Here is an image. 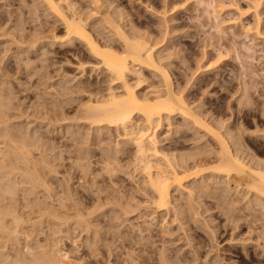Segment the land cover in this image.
Wrapping results in <instances>:
<instances>
[{"label":"bare ground","instance_id":"obj_1","mask_svg":"<svg viewBox=\"0 0 264 264\" xmlns=\"http://www.w3.org/2000/svg\"><path fill=\"white\" fill-rule=\"evenodd\" d=\"M14 1L16 3H18L17 0H14ZM18 1H20V0H18ZM32 1L36 5L35 7H38L37 6L38 4L41 5L45 11L46 10L48 11L47 15L52 14L53 17L55 18L54 21L56 23L57 22L59 23L60 27L57 26L58 27L57 28L55 26L54 28H57L59 31H61V34H57L56 32H52V37L50 35L52 40H51V38L49 40L52 41V43H56L55 45H57V44H59V46L64 45L65 46L64 50L66 52L67 51L73 52L72 54L77 56V65L78 66H76V67H79L80 71L82 73H84L86 70L88 71V69H87L88 66H89V69L92 70V67L94 69V66H96V64H97L98 67L99 66L102 67L103 73L107 77L106 80H108L110 82L109 87H108V89H106L107 91L105 93L99 94V92H96L95 95H92L89 92L88 96H87V100L85 101L83 99L84 96L86 97L85 92H87V90H93L92 86L94 84L88 79H81L83 77L82 76L83 74H81V73L80 74L82 77L80 78V80L78 79L79 80L78 83L75 81L77 90H79L80 93L85 94L82 97L84 102L79 104L77 107L75 106L74 108L73 107L70 108L71 110L74 111L73 116H75V117H73L74 120H70L71 124H68V127L67 126L66 127L72 128L71 126H73L74 124H78V125L86 124L89 126V128H92L97 135H101L103 133L109 134V133L115 132L117 134V136L120 137V140L122 141V145H120L119 147H114L111 150L104 149L107 151L102 152L103 154L99 153L100 151H102V149L100 151L98 149L99 152L98 151L97 152L99 154H102V156L99 157L98 160L96 158V160L94 161V163L96 164L94 166H96V168L91 166L92 162H91L90 158L87 157L86 155H83L84 153H81L82 155L80 154L77 157L75 164L78 167H80V171L82 173V176L78 174L79 172L77 170H75V171L78 172L77 174L81 178H83V177L86 178V181H85V179H83L85 181V183H84V181L82 183L86 184L88 182L90 184L89 188L87 187L88 191H89L87 193V195H89L88 198L90 201L88 202L86 200L87 202H85L83 205L84 209L79 210V211L76 210L77 212L75 213V215L73 214L74 216H76V218H78L79 225L81 226V224L83 225L85 221H88V220H85L84 218H89V217H93V218L97 217L98 218V216H100V215H102V216L106 215L109 218H113V219L119 218V220H121L120 218H122V219L128 218L129 219V218L134 217V216L136 218H146V219L148 217L149 221H150V218H161V220L163 221L162 223H166V224L171 225L170 229H168V228L162 229L161 233L166 235L165 234L166 232L167 233L172 232L171 234H173L172 235L173 237H172V239H170V241L175 242V244L177 246V247L175 246L176 247L175 250H177L179 252L182 251V253L178 257H175L176 255L174 252L175 256L171 257L170 255L163 253L164 251H166V250H164L166 247L165 248L163 247L164 251L162 249L160 250V253L158 255L157 264H190L189 263L190 260L187 257V255L189 256V254L191 252L190 253L188 252V254L185 255L186 251H183V250H186L187 248L188 249L190 248L191 251H195V253L197 254V255H195V253H192L194 256H192V254H190V256H192L191 259L196 256L194 259L195 261L192 264H214L215 261H213V263H212V262H210L211 260L208 262L207 259H204V261L205 260H207V261L201 263V261L198 262V259L202 258L203 254H205V257L208 256V254H210L211 255L210 258L213 255H215V258H216V256H218L217 250H219L218 249V243H219L218 241L219 240L217 241V239L222 237V234H221L222 231L223 232L227 231L226 226L228 225L227 228H229V223H230L231 224L230 228L232 230H234L233 232H240L242 227H245V229H247V232H249L251 234V236L249 234L250 238H248L249 241H251L250 243H252L254 240V242L252 243V245L255 247V248L253 247V251L243 252L241 255L238 256V259L246 261V262H251L255 258H259V259L261 258V260L264 261V221H262V227L261 228L257 229L256 228L257 226L255 227L256 220L264 219V157L261 156V151H260L261 149H259V143L264 147V103H263L262 109H261V106H260L261 110L258 109L260 112V113L258 112V114L259 115L261 114L260 116L263 119V120L262 119H259V120H262L263 123H261L259 121L258 122L260 123V125L263 124V126L259 127V128H257L258 126H255L257 129L254 127L256 130L252 131L253 129L252 130L250 129L252 131V132H250L248 130L249 129L248 125L250 123L246 119V117H247L246 115L250 116L248 113L249 112L252 113V111H249V112L247 111V113H246L245 111L249 110L248 108H246L244 113H239V109L235 106L237 111L234 113V111H232L234 109H231L233 106L228 105V107H231L229 109L230 110V113H229L230 117H231V115H233V118L231 119L230 117L227 118V116L224 117V115H226V114L222 113L223 114L222 115L220 110L215 108L216 106L219 107V103H217L218 105H216L215 107H209V104L211 102H209V103L207 102L208 106H206L207 104L205 105V100H204V98H206V97H204L205 93L207 94L208 92H210V91H208L207 88H209V87L213 88L215 86V84H212V81H211L213 78H210V80H209V77L207 76L208 74L206 75L205 72L208 73L211 70H214V68L220 69V68H222V66H224L223 64L226 63L225 61L230 57V55H229V53L231 54L230 50L235 45V44L232 45V43H234L237 40V39L234 40V37L236 35H238L239 33H242L245 36H249V37L254 38V39H259V42L264 44V24H263L262 18L260 16V14L262 12L260 10L263 7L262 5L264 3V0H246L249 3V6L246 7L244 10H241V7L237 3L236 0H227L226 1L227 3H224L225 2L224 0H178V2H176V3L174 0H172V1H174L175 4L173 3L174 5H172V7H170V9L168 8L169 16L166 15V12H168V10L165 7H163L164 9H159V10L157 9L158 10V12H156L158 14L157 17H159V22L163 23V26H162L163 28H166L164 26L166 25L167 22H171V25L172 24H178L177 21H176V23H175V21H173L175 19L174 15L176 13H178L179 11H182V10L184 12L186 10H190L191 9L190 7H193V5L191 3H195V4L197 3L198 4V2L202 3V4L205 3L207 7L213 6V7L218 8V9H213V11L215 12V15L213 16V20H214V26L219 33L224 34V32H226V30L228 28L235 26V25L239 27L238 29L234 28L231 31V33L229 34L230 36H228L227 38H224L223 37L224 35L222 36V34H220L221 36H219L218 38L223 37V40L220 39V40H222V42L220 44H216V45H213V43L211 44L216 49L217 53L214 49H213V51H215V54H211V51H209L210 53H207L208 52L207 50H202L203 53L200 52L201 55H198L199 58H200V56H203L206 59L212 58L213 60H210L208 63L206 62V64L200 63L199 61H198L199 63H197V61H196L197 59L195 57V59H196L195 61H196L197 65H196V67H194V69L191 68L193 65H195L194 62H193V65L186 62V64H187L186 66H188V64L192 65L191 67H187L186 69L181 68V66H183V65H181V66L176 65V66L180 67V70L182 69L181 71H183V72L185 70H187V69L189 70L191 68L193 71L190 70L191 71L190 74L193 76V80L196 79L197 75L200 73L201 74L204 73V75H206V77L203 76L204 78L198 79V81L195 82L196 86L192 89L191 88L189 89L186 87L188 85V83H190V85H191V82H190L188 77L187 78H188L189 82L186 84L184 83L186 86L182 85V82H179L177 79H175L178 81L177 83H176V81L173 82L174 80H172L171 79L172 77L170 76V73L173 71L169 72V69H167V68H169V67H167L168 64L166 65L167 62L164 61L168 57L161 55L166 51H164V52L159 51L161 54H159L157 52L158 48L162 47V45L165 46L164 44L170 40L169 38H171V37H169L168 38L169 40L166 38V33H167L166 30L163 29L164 32L162 31L163 33L161 35H160V33L158 34V32H157V34L160 36L154 37L153 36V30L151 31V29H150V31L152 32V36H153V37H151V32L149 31V29L143 30L144 28L141 25H140V27H142L143 29H141L139 26H136L137 24L135 25V22H134V24H130L128 29H126V30L124 29L125 30L124 31L123 29L120 28L121 26L119 27L118 25H116V23H115L116 19L115 20L113 19V17L115 18V16H113V14H112L114 12V9H113V12L111 13V15L113 17H111L109 15H102V16L98 15V13H100L101 10L103 9V4L104 3L106 4V2L108 3L109 2L108 0L104 3L102 0H31V2ZM99 1H101L103 4ZM114 1L112 0V2H113L112 3L110 0L111 3L109 2V4H114ZM218 1L223 2L224 4L219 3ZM2 2H0V3H2ZM12 2H13V0H11L10 4ZM79 2H82V3L85 2L86 4H88V5L84 4L85 8H87V10L84 7H82L83 5H81V3H79ZM29 3H27V4H29ZM177 3H178V5H177ZM5 4H6V2H5ZM8 4L9 3H7V5ZM20 4H21V2H20ZM205 4H203V5H205ZM190 5H192V6H190ZM12 6H13V3H12ZM16 6H17L16 8L18 9L19 7L17 4H16ZM33 6H34V4H33ZM89 6L90 7L92 6V7L90 8ZM111 6H113V5H111ZM4 7H5V5H4ZM21 7H23V5H21ZM104 7H107V6H104ZM113 7L114 8L116 7L115 4ZM0 8H2V6H0ZM16 8L15 9L12 8V9H14L16 11L17 10ZM108 8H111V7H108ZM195 8L197 9V7H194V9ZM7 9H9V7ZM194 9H192V10H194ZM19 10L21 12V9H19ZM19 10H18V12H19ZM44 10H42V11H44ZM110 10L112 11V9H110ZM192 10H190V11H192ZM228 10H235L238 13V14L236 13L237 16L230 15L231 17L225 18L224 16L216 14V12L219 13V11H222V15H223ZM2 11H0V13L5 12V11L4 12H2ZM36 11H37V9H36ZM36 11H34V12H36ZM194 11H192V12H194ZM8 12L6 11L5 13L8 14ZM110 12H109V14H110ZM118 12H119V10H118ZM122 13H123V11H122ZM7 14H5V15H7ZM32 14H33V12H32ZM185 14L186 13H184V16H185ZM188 14H187L189 16V17L187 16L188 19H192L195 16L191 12L190 13L188 12ZM8 15H10V14H8ZM11 15H13V18H14V13L12 14V12H11ZM242 15L245 16L244 18L248 19L249 21L244 23L243 22L244 19H241ZM4 17H6V16H2V18H4ZM31 17L33 19V16H31ZM89 17H91V19L93 17H95L96 19L97 18L99 19L98 22H96L97 20L95 21V19H94V21L97 23L96 25H98V23H100V22H102L101 25H103V23L106 24L114 32V34H115L114 36H116V39L114 41H110V40L107 41V39H110V38H107V35H105L107 38L106 39L107 42H106L104 40L103 41L99 40L98 38H100V37H98V38L95 37V34L93 35L92 32H90V29H88V27L90 25L87 26L88 23L86 21H87V18H89ZM176 17H178V16H176ZM2 18H0V19H2ZM28 18L29 17H27V19ZM49 18H52V17H49ZM8 19H9V17H8ZM91 19H89V20H91ZM154 19H155V17H154ZM181 19H184V17ZM181 19H180V22H181ZM3 20H5V18ZM3 20H2V23H3ZM184 20H186V18ZM193 20H195V19H193ZM198 20H195V21H198ZM121 21H122V19H121ZM225 21H226V24H221L222 22H225ZM88 22H90V21H88ZM185 22H184L185 25H188L187 21H185ZM2 23H0V25H2ZM91 23H92V21H91ZM184 23H182V26L184 25ZM96 25H95V27H96ZM178 25L177 26L175 25L176 28H178ZM192 25H194V24H192ZM192 25H191V28L193 27ZM104 26H102V27H104ZM126 26H128V25H126ZM126 26H124V27H126ZM0 27H3V26H0ZM93 27H94V24H93ZM172 27H174V26L172 25ZM181 27H180V29H182ZM186 27H189V25ZM186 27H184V28H186ZM168 28H169V26H168ZM17 30H19V29L17 28L16 31ZM20 30L23 32L24 28L23 29L21 28ZM104 30L106 31V29H104ZM185 30H187V29H185ZM228 30H230V29H228ZM51 31H54L53 26H52ZM97 31L99 32V30H97ZM105 31H103V34ZM112 31H110L109 34H111ZM194 31H192V33ZM171 32H172V30H171ZM195 32H197V31H195ZM16 33H18V32H16ZM23 33H21V34H23ZM175 33L177 34L178 32L175 31ZM189 33H191V32L189 31ZM13 34H15V33L13 32ZM19 34L20 33H18V37H19ZM32 34L27 35L28 38ZM181 34H182V32H181ZM187 34H188V31H187L186 35ZM15 35H17V34H15ZM168 35H169V33H167V36ZM188 35H190V34H188ZM23 36H24V34H23ZM190 36H188V37H190ZM192 36H193V34H192ZM238 36H236V37H238ZM12 37H14V36H12ZM24 38H26V37H24ZM31 38H32V36H31ZM34 38H35V36H34ZM187 38H185V39H187ZM14 39H17V38H14ZM166 39H167V41H166ZM0 40H2V39H0ZM19 40H15V41L18 42V44H19L22 41L21 40L19 42ZM25 40H27V38ZM191 40H192V38H191ZM191 40L189 39L187 41H191ZM15 41H14V43H15ZM32 41H34V40H32ZM116 42H118L120 45L118 44L119 46H116L115 45ZM193 42L194 41H192V43ZM22 43H25V42H21V44ZM18 44H16V45H18ZM46 44H48V43H46ZM175 44L176 43H174L173 45L170 44V46L172 47ZM178 44H179V46H181L180 43H178ZM257 44H259V43H257ZM184 45H185V43H184ZM201 45H203V44H201ZM206 45H207V43H206ZM37 46H39V45L37 44ZM175 46H177V45H175ZM183 47H179L178 49L181 50ZM187 47H189V45ZM187 47H185V48H187ZM6 48H10V47H6ZM34 48L35 47H33V49ZM172 48H171V50H172ZM175 48H173V49L176 53L177 49H175ZM204 48L206 49V46ZM204 48L201 47V49H204ZM212 48L213 47H211V49ZM2 49H0V51H2ZM211 49H209V50H211ZM6 50L5 51L3 50V51L6 52ZM171 50H167V51H171ZM179 50H177L178 55L180 54L178 52ZM233 50H235V49H233ZM18 51H19V48H18ZM22 51H24V50H22ZM52 51L55 52L56 50H52ZM81 51L83 52L84 56L80 55ZM199 51H200V49H199ZM213 51H212V53H213ZM16 52H14V53L16 54ZM181 52H183V49ZM184 52H185V50H184ZM171 54H173V52L172 53L168 52V55H171ZM13 55L14 54H12V56ZM179 56H180V57H178L179 61L185 63L186 53L185 54L181 53ZM13 57H15V56H13ZM163 57H165L164 60H162ZM169 57H171V56H169ZM203 57H201L202 61L204 59ZM17 59H18V57H17ZM26 59L28 61V59H29L28 55H26ZM176 60H178V59H176ZM0 61H2V59H0ZM13 61H14V59H13ZM88 61L90 63L92 62L91 64H94V66H92L89 63H88L89 65H87ZM179 61H176V62L174 61V62L180 63ZM187 61H188V59H187ZM7 62L9 63V61H7ZM32 62H35V61L33 60ZM174 62H172V64ZM175 63L173 65H175ZM29 64H30V62H29ZM4 65H5V62H4ZM9 65H12V64H9ZM227 65H228V63H227ZM2 66L3 65L0 66V69H2ZM14 66H15V64H14ZM32 66L35 67L37 65L33 64ZM90 66H92V67H90ZM168 66H170V65H168ZM9 67H11V66H9ZM225 67L226 66H224L223 68H225ZM13 68L14 67H12L11 69L13 70ZM16 68H15V70H16L15 73L18 72L17 71L18 69H16ZM20 68H21V66H20ZM174 68L176 69V67H174ZM223 68H222V71H223ZM144 69H148V70L152 71V76L157 77L156 83L155 82L153 83L152 81H151L152 84L146 83V81H147L146 75H148V73L145 71L147 73L145 75L146 76L145 77L143 72H142ZM6 70H4V71H6ZM33 70H35V69H32V71ZM77 70H78V68H77ZM177 70L179 73L178 68H177ZM9 71H10V69H9ZM9 71H8V73H9ZM20 71H21V69H20ZM29 71L30 70H28V72ZM220 71H221V69H220ZM224 71L226 72V69ZM224 71L221 74H224ZM32 73H35V72H32ZM87 73L89 74V71ZM5 74H7V73H5ZM88 74H86V75H88ZM98 74L99 73H97V75ZM180 74H179V76H180ZM187 74L189 75V73H187ZM221 74H219V75H221ZM27 75H29V73ZM76 75H77V73H76ZM11 76H9V77H11ZM13 76H14V73H13ZM92 76H89V78L90 77L95 78ZM183 76H185V75L183 74ZM215 76H217V75H215ZM226 76H228V75H226ZM6 77H4V78H6ZM72 77H74V76H72ZM221 77H223V76H221ZM85 78H87V77H85ZM215 78L217 79V77H215ZM75 79H76V76H75ZM75 79H73V80H75ZM178 79L180 80V78H178ZM184 79H186V78H184ZM184 79H183V81H184ZM236 79L240 80L239 78H236ZM0 80H3V79L0 78ZM5 80H7V79H5ZM5 80H3V81H5ZM11 80L13 82V79H10V81ZM68 80L69 79H67V81ZM91 80H93V79H91ZM150 80H151V78H150ZM213 80H215V79H213ZM10 81H8V82H10ZM220 81H222V80L220 79ZM223 81H224V79H223ZM5 82H7V81H5ZM97 82H98V80H97ZM242 82H244V80ZM0 83H2V82H0ZM214 83H216V82H214ZM219 83L217 81V84H219ZM235 83H237V82H235ZM144 84L145 85L149 84V85L145 87ZM217 84H216V86H219V87L224 85V84H221V85H217ZM71 85H73V84H71ZM112 85L115 87H113ZM233 85L237 86L235 84H233ZM238 85H239V83H238ZM244 85H246V83ZM241 86H243V85H241ZM73 87L75 88V86H73ZM219 87H218L219 90L216 89L217 90L216 93H218V91H220V89L222 88V87L221 88H219ZM1 88L2 87H0V264H82L80 258L72 257L69 254V251H67V250L64 252L59 251L56 248H53V245H52V247L50 244H49V246L48 245L45 246V245L39 243L38 240L35 241V245H32L31 243H27V242H25L24 244L22 243V245H21V242L19 241L20 233H23V231L20 230L18 227V225H19L18 223L21 221L22 216L16 212V210H15L16 208L14 209V206H15L14 200H15V194H16V192H15L16 181H15L14 177L16 178V173L19 174V176L21 178V180H20L21 182L25 181V182L30 184V186L28 187V190L30 191V193L32 194V197L34 199L37 197L36 194L40 193V191L42 193L46 192L47 196H49L50 199L52 198L53 195L57 196V194H58V196H57L58 200L67 199L69 197L59 195V193H57L56 191L52 192L53 190H52L51 186L45 180V178H47L50 174L54 173L55 170L51 167L48 160L45 158V155L43 154L44 151L39 153L37 157H34V155L32 154V149L28 147V145H30V143H29L30 140H27L26 137H24L22 135H15L11 131L9 126L7 125L8 116L11 115L10 113H9L10 114L9 115L8 112L4 108L6 106V103H7L5 100L8 97V93L3 91V89H1ZM58 88H60V87H58ZM64 88H65V86H64ZM237 88H239V87H237ZM241 88L242 87H240L239 90H242ZM115 89H117V90H115ZM69 90H71V89H69ZM212 90H214V89H212ZM232 90L230 89L229 91L232 92ZM236 90H234V91H236ZM246 90H247V88L245 86V88H243V90H242L243 94H240L242 92H240L238 90H237V92H239V94H236V92H232L231 94H229L230 98L233 100V102H235L234 104H236L237 106L238 105L242 106L243 104H240L241 101L247 100V102H248L249 95L246 94L248 96V98L246 95H244L246 93L245 92ZM14 91H16V90H14ZM56 91H57V94H60V93H58L59 92L58 90H56ZM60 92H61V90H60ZM198 92H200V93L198 94ZM54 93H56V92H54ZM228 93H230V92H228ZM247 93H248V91H247ZM89 94H91V95H89ZM186 94H189L191 97L186 96ZM208 94H209L208 96L211 97V94H213V93H211V94L208 93ZM61 95H64V94H61ZM243 95L246 97L245 98L246 100L242 98ZM218 96L215 97V93H214V97H215L216 102H218L217 101L219 99ZM221 96H223V95H221ZM63 97H65V96H63ZM228 97H226V99H228L227 103L228 102L230 103L229 100H231V99ZM10 98H12V97H10ZM241 99H243V100H241ZM61 100H62V97H61ZM66 100H67V98H66ZM83 100H81V101H83ZM212 100L213 99H211V101ZM232 100H231V102H232ZM70 101H71V99H70ZM220 101L221 100H219V102ZM216 102H214V103H216ZM16 104H17V102H16ZM211 105H212V103L210 104V106ZM213 105H215V104H213ZM16 106H15V108H16ZM243 106H245V105H243ZM36 107L37 106H35V108ZM61 108L62 109L60 110V116H61L60 120L64 121V119L69 118V117L66 116L67 110L63 109V107H61ZM241 110H240V112H243ZM223 111H224V109H223ZM252 115L258 117V115L255 113H252L251 116ZM247 118L251 121V118H249V117H247ZM37 119H39V118H37ZM252 119H254V118H252ZM52 120H54L53 117L47 119L46 124L48 127H50L51 125H53V127H54V122ZM57 120L59 121V119H57ZM35 121H37V120H35ZM38 121H40V120H38ZM252 121H254V123L256 122L255 119ZM243 122L249 123L248 125H246L247 123L245 124L246 126H248V129L245 125H244L245 127L243 126ZM12 123H14V122H12ZM18 124H20V123H18ZM27 124H28V122H27ZM24 125L22 124V128H24ZM29 125H31V124H29ZM36 125H38V122ZM61 125H63V124L61 123ZM38 126H40V125H38ZM61 127H63V126H61ZM36 128H40V127H36ZM41 128L43 129V127H41ZM163 128L165 129L164 133H162ZM245 128L248 130V131L246 130L247 131L246 135H248V137L250 136V138L244 137L242 135V134L246 133ZM250 128H251V125H250ZM76 129H78V127H76ZM39 130H37V131H39ZM78 130H81V129H78ZM24 131H27V129ZM30 131H31V129H30ZM30 131H29V133H26V132L25 133L28 134V136H29ZM77 131H75V132H77ZM32 132H33V130L31 131V133ZM79 132L81 133L82 131H79ZM80 133L77 132V134L76 133L75 134L77 136L79 134V136H81V139H82L83 134L80 135ZM115 133H114V135H115ZM161 133H162V135H161ZM175 133L176 134L179 133L177 135H179L180 137L177 136L178 138H175L176 135H174L175 139L170 141V142H167L168 141L167 139L172 138L173 137L172 134H175ZM35 134H34V136H35ZM38 134H39V132L37 133V135ZM72 135L70 133V136H72ZM111 135H113V134H111ZM39 136H40V134H39ZM31 137H33V135H31ZM87 137H85V139ZM73 138H74V136H73ZM114 138H116V137H114ZM78 139H77V141H78ZM81 139H79V140L80 141L84 140V139H82V140ZM73 140H75V138L72 139V142H73ZM187 141L192 142L191 151H185V149H184L185 145L188 143ZM93 143H95V141ZM76 144H77V142H76ZM90 145H92V144H90ZM77 146L78 145H76L75 147H77ZM93 146H94V144H93ZM98 146H99V144H98ZM75 147H73V148L75 149ZM79 147H81V146L79 145ZM79 147H78V149H80ZM94 147H96V146H94ZM127 147H131L132 151L128 152L129 150L128 151L125 150V149H128ZM66 148L64 149L65 151H66ZM90 148H93V147L91 146ZM99 148H100V146H99ZM80 150L82 151V149H80ZM95 150L93 148V155H94ZM57 151H59V150H57ZM63 151H62V153H64ZM262 151H264V149ZM76 152H74V153H76ZM90 153H92V152H90ZM95 155H97V154H95ZM95 155H94V157H95ZM74 156H75V154H74ZM74 156H73V158H74ZM90 156H92V154ZM263 156H264V154H263ZM69 158H71V157H69ZM61 163H63V162H61ZM59 165H60V163H59ZM65 166H67V165H65ZM75 168L77 169V167H75ZM72 169H73V167H72ZM124 175L131 177V178L133 177V175H135V179L137 177H140L141 180L139 182L137 180V183L135 182L136 180L133 181L137 184V186H135V190H136V191L134 190L135 192L130 193V194L123 193L122 195H120L118 197L113 192V183L116 182L117 180H120L122 177H124ZM76 177H77V175H76ZM7 181H11V182L5 183ZM57 181L59 182L61 180L58 179ZM80 181H82V180L80 179ZM185 183H188V184H185ZM84 184H82V185H84ZM125 185L123 184L122 186H125ZM131 187H132V185H131ZM84 188H86V186ZM61 191H62V189H61ZM78 191H76V192L79 195L80 191L79 192ZM81 191H82V188H81ZM131 191H133V190L131 189ZM174 191H176L177 194H174ZM86 192H87V190H86ZM73 193H74V191H73ZM75 194H73V195H75ZM231 194H234V197H231L232 196ZM83 195H84V193H83ZM136 196H138V198H136ZM82 197L84 198V196H82ZM86 197L87 196L85 194V199H87ZM90 197L92 198L93 201L91 200ZM141 198H143L142 200H144L147 203L143 204L144 201H141ZM205 198H207V200L209 202H206ZM76 199H74L75 205H81V203L78 202L80 197H77ZM241 199L243 201L242 202L243 204H242V206L238 207L237 202ZM80 200H82V199H80ZM205 203H210L209 204L210 207H208L207 204H206L207 207H205L206 206ZM61 206L63 208V206H65V203L62 202ZM45 207L39 205L38 203L36 204V211H37L36 216L37 217H39V218H60L58 215V212L57 213L52 212V211L48 210V208L46 209ZM88 207H91L90 211H87ZM211 208H213V209L211 210ZM57 209H58V206H57ZM65 209H68V208H65ZM72 209L73 208H71V210ZM20 212H22V211H20ZM65 212L68 213V211H65ZM73 212H75V211H72V213ZM215 213H218L219 218L221 217L222 218L221 220L224 221L222 224L223 228L221 229L222 231H217L218 225L215 224L211 227L213 230V231H211V233L212 232L213 233L211 235H208L206 233V231H204V226H206L207 224H210L212 222V220H213L212 216L215 215ZM74 216H72V214H71V217L74 218ZM27 217H29V216H27ZM103 218L105 219L104 216H103ZM200 218H202V219H200ZM65 219L67 220V218H65ZM98 220H100V219H98ZM103 220H101V222H103ZM143 221H144V219H143ZM151 221H152V219H151ZM121 222H123V221H121ZM128 222H129V220H128ZM130 222H131V220H130ZM130 222H129V224H130ZM53 223H54V221H53ZM76 223H74V224L76 225ZM90 223H88V224H90ZM144 223H145V221H144ZM66 224H67V221H66ZM88 224L85 223V225H83V226L87 227ZM107 224H108V222H107ZM131 224H133V223H131ZM143 224L141 226H143ZM257 224H259V223H257ZM53 225H55V224H53ZM62 225H63V223H62ZM67 225H69V224H67ZM162 225H164V224H162ZM169 225H166V226H169ZM80 226H78V225L76 226L77 228L79 227L78 230L82 229ZM128 226H130V225H128ZM134 226H132V227H134ZM160 226H161V224H160ZM210 226H211V224H210ZM135 227H134V229H135ZM143 228L142 229L139 228L141 234L144 233V231L142 232ZM91 229H92V226H91ZM152 229L150 227H147V226L144 228V230H146V232L148 233L146 238L147 237L150 238L149 233H151L154 230V229L153 230ZM199 229H200V231L202 230L205 232L204 233L201 231L202 233H200L203 236L202 237L203 240H201L200 239L201 237H199L200 240L197 239V241L195 240L196 241L195 242V241H193L194 236L192 237L193 233L190 231L191 230L197 231ZM30 231L31 230H29V232ZM84 231H85V229H84ZM98 231H99V229L98 230L95 229L93 232H91L93 244L98 243L102 239V237L100 236L101 233L98 234ZM121 231H122V229H121ZM29 232L27 231V233H29ZM105 232L109 233L108 229H106ZM136 234H137V232H136ZM232 234H230V236ZM110 235H111V233H110ZM169 235L167 234L166 237L167 236L169 237ZM138 236H136V237L138 238ZM234 236L229 237V239L234 240V238H235ZM144 237H145L144 234L142 235V237L140 236V241L143 240ZM254 237H255V239H254ZM26 238H27V236L25 237V239ZM28 238L31 239L30 237H28ZM28 238H27V240H28ZM120 240H122V239L120 238ZM123 240H125V239H123ZM123 240H122V242H123ZM168 240H169V238H168ZM150 241H151V239H150ZM108 242H110V241H108ZM49 243L52 244L53 241L49 242ZM112 243H115V242H112ZM153 243H154V241L152 240L151 244L153 245ZM231 243H237V242L232 241ZM111 244L109 243V245H111ZM137 244L140 245V242L136 243V245ZM162 244H165V243H162ZM162 244H161V246H163ZM61 245H60V248H61ZM107 245L108 244H106L105 246H107ZM246 245L247 244L245 243V247H246ZM57 246H59V243ZM120 246H118V247H120ZM168 246H167V249H168ZM171 246H174V245H171ZM198 246L200 249H197ZM54 247H55V245H54ZM100 247H102V246H100ZM108 247H110V246H108ZM62 248H63V245H62ZM65 248H63V249H65ZM102 248H105V247H102ZM98 249H99V247H98ZM105 249H107V247ZM119 249H122V248H119ZM137 249H140V248L138 247ZM107 250H109V249H107ZM170 250L172 251V249H170ZM145 252H147V251H145ZM112 253H114L113 250H112ZM128 253H130V254L132 253L131 249ZM176 253L178 254V252H176ZM121 254H122V252H121ZM138 254L139 253H137V255ZM72 255H74V254H72ZM91 255L96 256L95 249H93V248L91 249ZM107 255H109V254H107ZM122 256H124V254ZM199 256H202V257H199ZM109 257H110V255H109ZM134 257L136 259L138 256H134ZM133 258L128 257L125 259V262H127V264H135L136 262ZM102 260H103V257H102ZM105 260L106 259H104V261ZM108 260H109V258H108ZM111 260H112V257H111ZM200 260H202V259H200ZM123 262H124V260H123ZM251 263L253 264L254 261ZM258 263L259 262H257V264ZM106 264H113V263H110V261H109ZM142 264H143V262H142Z\"/></svg>","mask_w":264,"mask_h":264},{"label":"rangeland","instance_id":"obj_2","mask_svg":"<svg viewBox=\"0 0 264 264\" xmlns=\"http://www.w3.org/2000/svg\"><path fill=\"white\" fill-rule=\"evenodd\" d=\"M3 1V2H2ZM6 2V4H5V2ZM28 1V2H27ZM103 1V3L104 2H106L107 0H102ZM109 2H110V0H108ZM114 1V0H113ZM175 1V3L176 2H178V0H174ZM174 1H172V0H115L114 1V4H115V8L113 7L114 6V4H109V2L107 3L106 2V4L104 3H102L101 1H99V2H101L102 4H103V9L101 10V14L100 13H98V15H109V16H111V17H113V16H115V18L113 17V19L115 20V23H116V25H118L121 29H128V27H129V25L130 24H134V22H135V25L136 26H139L140 27V25L144 28H142V27H140L141 29H143V30H147V29H149V31H150V29H151V31L153 30V36L154 37H158V36H160L163 32H164V30H166V32L167 33H169V35L167 36V33H166V38L168 39L169 37H171V38H169L168 40L171 42H169V41H167V39H166V41H167V43H165L164 45L165 46H163L162 45V47H159L158 48V53L159 54H161L160 52H164V51H166V52H164L163 54H161V55H164L165 57L167 56L168 58L167 59H165V57H163V59L162 60H164L165 62H167L166 63V65L168 64V65H170V66H168L167 65V67H169V68H167L166 66V68L167 69H169V72H171V71H173V72H171L170 73V76L172 77L171 79L172 80H174L173 82H175L176 81V83L179 81V82H182V85H185L186 83H188L189 82V80H190V82H191V85H190V83H188V85L186 86L187 88H194L196 85V81H198V79H200V78H204V77H206V75L209 77V80H210V78H213V79H215V80H211L212 81V84H215V86L213 87V88H211V87H209V88H207L208 89V91H210V92H208V93H213V94H211V97H209L208 95V93L206 94L205 93V95H204V97H206V98H204V100H205V105L206 106H208V103L209 102H211L212 103V105L210 106V104H209V107H215L216 105H218L217 103H219V107H215V108H217L218 110H220V112H221V114L223 113V114H226V115H224V117H226L227 116V118H229L230 117V108L231 107H228V105L229 106H233L231 109H234V110H232V111H234V113L237 111V109H236V107L239 109V113H244V111L246 110V108H248L249 110H246L245 112L247 113V111L249 112V111H252V113H255V114H257L258 115V117H256V116H251V114L252 113H248L250 116H248V115H246L247 117H249V118H251V121L252 120H254L255 119V123L257 124H255L254 123V121H250L247 117H246V119L249 121V123H245V122H243V126L246 124V125H248L249 126V129H248V126H246L247 127V129L250 131V132H252V131H254V130H256L257 128H259V127H262L263 126V124H261L260 125V123L259 122H261V123H263L262 122V117L258 114V112H259V110H261L262 109V107H263V103H264V44L263 43H261V42H259V39H254V38H251V37H249V36H245L244 34H242V33H237L238 35H236V36H238V37H234V40H236L234 43H232V45H234L233 46V48L230 50V52H231V54L229 53V55H230V57L225 61L226 63H224L223 65L224 66H226L225 68H223L224 66H222V68H223V71L226 69V72L224 71V74H221L223 71H222V68H220L221 69V71H220V69L219 68H214V70H211L210 72H205L206 73V75H204V73H200V74H198L197 75V80L196 79H194L193 80V76L190 74L191 73V71H193L192 69H194V67H196V65H197V63H205L206 64V62L208 63L210 60H213L212 58H204L203 56H200V58L201 57H203L204 59H203V61H202V58L200 59L199 57H198V55H201L200 54V52L201 53H203V51L202 50H207L208 52L207 53H210L209 51H211V54H215V51H216V49L214 48V46H212L211 44L213 43V45H216V44H220L221 42H222V40H223V37L224 38H227L228 36H230L229 34L231 33V31L235 28V29H238L239 27L238 26H232V27H230V28H228V29H230V30H226V32L228 33H226V32H224V34L223 33H219L217 30H216V28H215V26H214V20H213V16L215 15V12L213 11V9H218L217 7H213V6H206V4L205 3H203V4H205V5H203L202 3H199L198 2V4L196 3H191L192 5H193V7H190L189 9L190 10H192V9H194V7H197V9L195 8L194 10H192V11H194V12H192V11H190V10H186L185 12L182 10V11H179L178 13H176L175 15L176 16H180L179 18L178 17H176L175 15H174V20L173 21H175V23H176V21H177V23L179 24H172L174 27H172V25H171V22H167L166 23V25L164 26V27H166V28H163L162 26H163V23H161V22H159V17H157V13L156 12H158V10L159 9H164L163 7H165L167 10H168V8L170 9V7H172V5H174L175 3H174ZM225 2L224 3H227L226 1L227 0H224ZM237 1V3L240 5V7H241V10H244L246 7H248L249 6V3L246 1V0H236ZM0 2H2V3H0V6H2V8H0V11H2V12H8V14H10V15H8L7 13H0V18H2V16H6V17H4L5 18V20H3L4 18H2V19H0V23H2V20H3V23H2V25H0V26H3V27H0V39H2V40H0V49H2V51H0V59H2V61H0V66L1 65H3L2 66V69H0V78H2L3 80H5V79H7V80H5V81H7V82H5V81H3V80H0V82H2V83H0V87H2L1 89H3V91H5V92H7L8 93V97L6 98V106L4 107L5 108V110L8 112V114L10 115V116H8V123H7V125L9 126V128L11 129V131L15 134V135H22V136H24V137H26V139L27 140H30V145H28V147L29 148H31L32 149V154L34 155V157H37L38 156V154L39 153H41V152H43L44 151V155H45V158L48 160V162H49V164L51 165V167L55 170V172L54 173H52V174H50L47 178H45V180L47 181V183H49V185L51 186V188H52V192H57V193H59V195H63V196H68L69 198H67V199H61V200H58V194H57V196L56 195H53L52 196V198L50 199V197L49 196H47V194H46V192H41L40 191V193H38V194H36L37 195V197L34 199L33 197H32V194L30 193V191L28 190V187L30 186V184L29 183H27V182H25V181H20L21 180V178H20V176H19V174L18 173H16V178L14 177V179H15V181H16V188H15V192H16V194H15V200H14V203H15V206H14V209L16 210V212L17 213H19L21 216H22V218H21V221L18 223L19 225H18V227H19V229L20 230H22L23 231V233H20V238H19V241L21 242V245H22V243L24 244L25 242H27V243H31L32 245H35V241H39V243H41V244H43V245H48L49 246V244L51 245V247H52V245H53V248H56L57 250H59V251H62V252H64V251H69V254L72 256V257H78V258H80L81 259V262H82V264H106L107 262H109L110 261V263H113V264H127V262H125V259L126 258H133L134 256H138L136 259H135V257L133 258L134 260H135V264H142V262H143V264H157V262H158V255H159V253H160V250L162 249H164L165 247V249L164 250H166V251H164L163 253L164 254H168V255H170L171 257H174L175 255V257H178L179 255H181V253H182V251L181 252H179V251H177V250H175L176 249V244H175V242H171L170 241V239H172V235L173 234H171L172 232H166L165 234L167 235H169V237L167 236L166 237V235H164V234H162L161 233V230L162 229H166V228H168V229H170L171 228V225H169V224H166V223H162L163 221L161 220V218H150V221H151V219H152V221L150 222L149 221V218L147 217V219L146 218H136L135 216L134 217H131V218H124V219H122V218H120L121 220H119V218H115V219H113V218H109L108 216H106V215H103L104 217H105V219L103 218V216L102 215H100V216H98V218L96 217V218H93V217H89V218H84L85 220H88V221H85L84 222V224L83 225H85V223L86 224H88V223H90V224H88V226L86 227V226H83L82 224H81V226L79 225V223H78V218H76V216H74L75 215V213L77 212V211H79V210H83L84 209V203L85 202H89L90 200H89V198H88V196L89 195H87V193L89 192L88 191V188H89V186H90V184L88 183H86V184H84L85 183V181H86V178H81L79 175H81L82 176V173H81V171H80V167H78L76 164H75V161H76V159H77V157L81 154V153H84L83 155H86L87 157H89L90 158V160H91V166L92 167H94V168H96V166H94V165H96L95 163H94V161L96 160V158H97V160H98V158L99 157H101L102 156V152H106L107 150H111V149H113L114 147H119L120 145H122V141L120 140V137H118L117 136V134L115 133V132H112V133H103V134H101V135H97L95 132H94V130L92 129V128H89V126L88 125H86V124H81V125H78V124H74L73 126H71L72 128H67L68 127V124H71L70 123V120H74V118L73 117H75V116H73L74 115V111L73 110H71L70 108L71 107H77L79 104H81V103H83L84 102V100L86 101L87 100V96H88V93L90 92L92 95H95V93L96 92H99V94L100 93H105L107 90L106 89H108V87H109V84H110V82L108 81V80H106L107 79V77H106V75L103 73V69H102V67H98V65L96 64V66H94V64H91L89 61L87 62V65H89V64H91L92 66H94V69H93V67L92 66H90V67H92V70L91 69H89V66H88V71H89V74L85 71H83L84 73H82L81 71H80V68L79 67H76V66H78L77 65V56H75V55H73L72 53L73 52H66L65 50H64V45H60L59 46V44H57V45H55L56 43H52V41H50L49 39L52 37V32H56L57 34H61V31H59L57 28L58 27H60L59 26V23L57 22H55L54 20H55V18L53 17V15L52 14H48L47 15V13H48V11L46 10H44V8L41 6V5H37L38 7H35L36 5H35V3L32 1L31 2V0H20V1H18L17 0V2L18 3H16L14 0H13V6H12V3L10 4V2H11V0H0ZM20 2H21V4H20ZM24 2V3H23ZM30 2V3H29ZM111 2H112V0H111ZM110 2V3H111ZM219 2V1H218ZM7 3H9L8 5H7ZM27 3H29V4H27ZM79 3H81V5H83L82 7H84L85 8V5L84 4H86L85 2H79ZM113 3V2H112ZM117 3V4H116ZM174 3V4H173ZM219 3H223V2H219ZM223 3V4H224ZM16 4L18 5V9L16 8L17 6H16ZM27 4V5H26ZM33 4H34V6H33ZM4 5H5V7H4ZM21 5H23V7H21ZM86 5H88V4H86ZM111 5H113V6H111ZM177 5H178V3H177ZM192 5H190V6H192ZM197 5V6H196ZM7 6V7H6ZM12 6V7H11ZM40 6V7H39ZM104 6H107V7H104ZM120 6V7H119ZM263 7V9L261 8V10L260 11H262L261 12V14H260V16H261V18H262V22H263V24H264V3H263V5H262ZM9 7V9L11 8H16L17 10V12L14 10V9H7ZM27 7V8H26ZM32 7V8H31ZM35 7V8H34ZM42 7V8H41ZM90 7V6H89ZM88 7V8H89ZM92 7V6H91ZM90 7V8H91ZM108 7H111V8H108ZM113 7V8H112ZM19 9H21V12H20V10ZM36 9H37V11H36ZM86 10H87V8H85ZM109 9V10H108ZM110 9H112V11L110 10ZM113 9H114V12H113ZM158 9V10H157ZM14 10V11H13ZM18 10H19V12H18ZM42 10H44V11H42ZM118 10H119V12H118ZM34 11H36V12H34ZM111 11V12H110ZM116 11V12H115ZM122 11H123V13H122ZM190 13H193L195 16V18L193 17L192 19H188L187 18V16L189 15L188 14V12ZM11 12H12V14L14 13V18H13V15H11ZM26 12V13H25ZM32 12H33V14H32ZM109 12H110V14H109ZM113 12V13H112ZM183 12V13H182ZM17 13V14H16ZM40 13V14H39ZM111 13L113 14V16L111 15ZM156 13V14H155ZM184 13H186L185 14V16H184ZM237 12L235 11V10H228V11H226L223 15H222V11H219V13H217L216 12V14H218V15H221V16H224L225 18H228V17H231L230 15H234V16H237V14H236ZM5 14H7V15H5ZM183 14V15H182ZM188 14V15H187ZM197 14V15H196ZM199 14V15H198ZM17 15V16H16ZM52 15V16H51ZM122 15V16H121ZM156 15V16H155ZM166 15H168L169 16V10H168V12H166ZM9 17V19H8V17ZM31 16H33V19H32V17ZM167 16V17H168ZM184 17V19L186 18V20H184V19H181V18H183ZM197 16V17H196ZM11 17V18H10ZM27 17H29L28 19H27ZM49 17H52V18H49ZM119 17V18H118ZM154 17H155V19H154ZM157 17V18H156ZM189 17V16H188ZM242 18L241 19H244L243 20V22L244 23H246L247 21H249L248 19H246V18H244L245 16H241ZM248 17V16H247ZM130 18V19H129ZM199 20H198V19ZM12 19V20H11ZM14 19V20H13ZM89 19H91V17H89V18H87V26H89L88 27V29H90V32H92V34L94 35L95 34V37H100V38H98L99 40H101V41H106V39L107 38H110V39H107V41H114L115 39H116V36H114L115 34H114V32L106 25V24H104L103 23V25H101V23L102 22H100V23H98V25H96L97 23L96 22H98V18L96 19L95 17H93L91 20H89ZM94 19H95V21H94ZM121 19H122V21H121ZM127 19V20H126ZM180 19H181V22L182 23H184L185 21H187V24L189 25V27H186V26H188V25H185V23H184V25L182 26V23L180 22ZM193 19H195V20H198V21H195V20H193ZM53 20V21H52ZM126 20V21H125ZM184 20V21H183ZM189 20V21H188ZM26 21V22H25ZM88 21H90V22H88ZM91 21H92V23H91ZM128 21V22H127ZM132 21V22H131ZM156 21V22H155ZM193 21V22H192ZM119 22V23H118ZM131 22V23H130ZM155 22V23H154ZM19 23V24H18ZM24 23V24H23ZM53 23V24H52ZM123 23V24H122ZM127 23V24H126ZM197 25H196V24ZM228 23V22H227ZM93 24H94V27H93ZM123 26H122V25ZM139 24V25H138ZM192 24H194V25H192ZM203 24V25H202ZM221 24H226V21L225 22H222ZM13 25V26H12ZM95 25H96V27H95ZM105 25V26H104ZM126 25H128V26H126ZM178 25V28H176V26ZM191 25L193 26L192 28H191ZM20 26V27H19ZM24 26V27H23ZM52 26H53V29H54V31H51L52 30ZM57 27V28H54V27ZM102 26H104V27H102ZM124 26H126V27H124ZM168 26H169V28H168ZM182 28V29H180V27ZM197 26V27H196ZM202 26V27H201ZM223 26V25H222ZM99 27V28H98ZM107 27V28H106ZM171 27V28H170ZM184 27H186V28H184ZM237 27V28H236ZM19 29V30H17L16 31V29ZM23 29L24 28V30H23V32L20 30V29ZM31 28V29H30ZM36 28V29H35ZM146 28V29H145ZM174 28V29H173ZM178 30H176V29ZM194 28V29H193ZM197 30H196V29ZM200 28V29H199ZM232 28V29H231ZM92 29V30H91ZM104 29H106V31L104 30ZM162 29V30H161ZM164 29V30H163ZM185 29H187V30H185ZM190 29V30H189ZM96 32H95V31ZM97 30H99V32L97 31ZM109 30V31H108ZM124 30V31H125ZM160 32H159V31ZM169 30V31H168ZM171 30H172V32H171ZM197 31V32H195V31ZM20 31V32H19ZM33 31V32H32ZM36 31V32H35ZM103 31H105L104 32V34H103ZM110 31H112V35L111 34H109V32ZM150 31V32H151ZM163 31V32H162ZM175 31L176 32H178L177 34L175 33ZM187 31H188V34H190V35H186V33H187ZM189 31L191 32V33H189ZM192 31H194L193 33H192ZM13 32L15 33V34H17V35H15V34H13ZM16 32H18V33H20L19 34V37H18V33H16ZM102 32V33H101ZM157 32H158V34L160 33V35H158L157 34ZM181 32H182V34H181ZM21 33H23L24 34V36H23V34H21ZM33 33V34H32ZM99 33V34H98ZM12 34V35H11ZM29 34H32L31 36H32V38H31V36H29V38H28V36L27 35H29ZM35 34V35H34ZM101 34V35H100ZM182 36H181V35ZM192 34H193V36H192ZM196 34V35H195ZM220 34H222V38L220 37V38H218L219 36H221ZM21 35V36H20ZM26 35V36H25ZM50 35H51V37H50ZM98 35V36H97ZM100 35V36H99ZM105 35H107V38H106V36ZM109 35V36H108ZM175 35V36H174ZM184 35V36H183ZM242 35V36H241ZM12 36H14V37H12ZM16 36V37H15ZM34 36H35V38H34ZM152 36V32H151V37H153ZM174 36V37H173ZM188 36H190L191 38H192V40H191V38L190 37H188ZM226 36V37H225ZM21 37V38H20ZM24 37H26L27 38V40H25L26 38H24ZM187 38V39H185V38ZM14 38H17V39H14ZM24 38V39H23ZM39 38V39H38ZM103 38V39H102ZM12 39V40H11ZM20 39V40H19ZM38 41H37V40ZM191 40V41H187V40ZM194 39V40H193ZM218 39V40H217ZM220 39H222V40H220ZM15 40H19V42L21 41V42H25V43H22L21 44V42L18 44V42H16ZM32 40H34V41H32ZM36 40V41H35ZM51 40H52V38H51ZM185 40V41H184ZM13 41V42H12ZM14 41H15V43H14ZM106 41V42H107ZM184 41V42H183ZM187 41V42H186ZM192 41H194L193 43H192ZM219 41V42H218ZM258 41V42H257ZM12 42V43H11ZM31 42V43H30ZM35 42V43H34ZM48 43V44H46V43ZM190 42V43H189ZM115 43V42H114ZM174 43H176L175 45H177V46H172L173 48H175V49H177V50H179L178 48L179 47H183L182 49H183V52H181L182 51V49L181 50H179L178 52L181 54V53H186V61H185V63L184 62H180L179 61V58L178 57H180L179 55H178V53H177V50H176V53H175V51H174V49L170 46V44L171 45H173ZM178 43H180V45L181 46H179V44ZM184 43H185V45H184ZM187 43V44H186ZM189 43V44H188ZM206 43H207V45H206ZM215 43V44H214ZM257 43H259V44H257ZM16 44H18V45H16ZM37 44L39 45V46H37ZM54 44V45H53ZM119 43L118 42H116V46H119L118 45ZM169 44V45H168ZM191 44V45H190ZM201 44H203V45H201ZM205 44V45H204ZM45 45V46H44ZM189 45V47H187V46ZM255 45V46H254ZM263 45V46H262ZM18 46V47H17ZM22 46V47H21ZM60 48H59V47ZM170 46V47H169ZM206 46V49L204 48ZM6 47H10V48H6ZM12 47V48H11ZM33 47H35L34 49H33ZM63 47V48H62ZM165 47V48H164ZM167 47V48H166ZM169 47V48H168ZM185 47H187V48H185ZM201 47L202 48H204V49H201ZM211 47H213L212 49H211ZM235 47V48H234ZM7 50H6V49ZM16 48V49H15ZM18 48H19V51H18ZM21 48V49H20ZM164 48V49H163ZM171 48H172V50H171ZM208 48V49H207ZM27 49V50H26ZM38 49V50H37ZM171 50L172 52H173V54H171V55H168V52L169 53H172L171 51H167V50ZM199 49H200V51H199ZM209 49H211V50H209ZM213 49L215 50V51H213ZM233 49H235V50H233ZM6 50V52H4V51ZM15 50V51H14ZM22 50H24V51H22ZM52 50H56L55 52L54 51H52ZM184 50H185V52H184ZM13 51V52H12ZM17 51V52H16ZM23 53H22V52ZM160 51V52H159ZM187 51V52H186ZM199 51V52H198ZM212 51H213V53H212ZM14 52H16V54L14 53ZM44 52V53H43ZM198 53V54H197ZM216 53H217V51H216ZM12 54H14L13 56H15V57H13L12 56ZM176 54V55H175ZM8 55V56H7ZM26 55H28V57H29V59H28V61H27V59H26ZM72 55V56H71ZM80 55L81 56H84L83 55V52L81 51L80 52ZM178 55V56H177ZM197 55V56H196ZM4 58H3V57ZM12 56V57H11ZM169 56H171V57H169ZM174 56V57H173ZM12 59H11V58ZM17 57H18V59H17ZM177 57V58H176ZM188 57V58H187ZM195 57H196V59H195ZM170 58V59H169ZM9 59V60H8ZM13 59H14V61H13ZM32 59V60H31ZM169 59V60H168ZM176 59H178V60H176ZM187 59H188V61H187ZM4 60V61H3ZM9 61V63L7 62V61ZM35 61V62H32V61ZM89 60V59H88ZM169 62H168V61ZM197 61V63H196V61ZM201 60V61H200ZM18 61V62H17ZM163 61V62H164ZM176 62V61H179L180 63H175V65H173L172 64V62ZM199 61V62H198ZM205 61V62H204ZM4 62H5V65H4ZM12 62V63H11ZM29 62H30V64H29ZM164 62V63H165ZM171 62V63H170ZM186 62L187 63H190V64H192L193 65V62H194V64L195 65H190V64H188V66H186L187 64H186ZM17 63V64H16ZM89 63V64H88ZM227 63H228V65H227ZM7 64V65H6ZM9 64H12V65H9ZM14 64H15V66L17 67H15L14 66ZM37 65V66H35V67H33L32 65ZM180 64V65H179ZM226 64V65H225ZM11 66V67H9V66ZM29 65V66H28ZM86 65V64H85ZM176 65H178V66H181V65H183V66H181V68H183V69H186L187 67H191L189 70L187 69V70H185L184 72L183 71H181L180 70V67H178V66H176ZM5 66V67H4ZM20 66H21V68H20ZM32 68H31V67ZM176 67V69L174 68V67ZM9 67V68H8ZM12 67H14L13 68V70L11 69ZM19 67V68H18ZM26 67V68H25ZM28 67V68H27ZM30 67V68H29ZM76 67V68H75ZM87 67V66H86ZM98 69H96V68ZM15 68L16 69H18L17 71L18 72H16L15 73ZM23 68V69H22ZM77 68H78V70H77ZM177 68L179 69V73H178V70H177ZM8 70L9 71V69H10V71H9V73H8V71L6 70V71H4V70ZM20 69H21V71H20ZM32 69H35V70H33L32 71ZM102 69V70H101ZM173 69V70H172ZM217 69V70H216ZM25 70V71H24ZM28 70H30L29 72H28ZM191 70V71H190ZM232 70V71H231ZM14 73V76H13V73ZM25 73H24V72ZM77 71V72H76ZM93 71V72H92ZM148 73V75L150 76H148V75H146L147 73ZM216 71V72H215ZM29 73V75H27L28 73ZM31 72V73H30ZM32 72H35V73H32ZM95 72V73H94ZM143 74H144V76L146 75L147 76V81H146V83H149V84H152V82L154 83H156L157 82V77H154V76H152V71H150V70H148V69H144L143 71ZM145 72V73H144ZM151 72V73H150ZM4 73V74H3ZM5 73H7V74H5ZM27 73V74H26ZM76 73H77V75H76ZM83 74L82 76L84 77H87V78H83L82 76H81V74ZM97 73H99L98 75H97ZM183 73L185 76H183V74L181 75V74ZM187 73H189V75L187 74ZM210 73V74H209ZM216 73V74H215ZM221 74V75H219V74ZM227 73V74H226ZM75 74V75H74ZM79 74V75H78ZM86 74H88V75H86ZM179 74H180V76H179ZM187 74V75H186ZM212 74V75H211ZM228 75V76H226V75ZM7 77H6V76ZM14 77H12V76ZM93 75V76H92ZM100 75V76H99ZM215 75H217V76H215ZM225 75V76H224ZM9 76H11V77H9ZM72 76H74V77H72ZM75 76H76V79H75ZM89 76H92V77H95V78H89ZM145 76V77H146ZM192 76V77H191ZM201 76V77H200ZM204 76V77H203ZM212 76V77H211ZM220 76V77H219ZM221 76H223V77H221ZM4 77H6V78H4ZM78 77V78H77ZM82 77V78H81ZM186 78V79H184V78ZM189 78V80H188V78ZM215 77H217V79L215 78ZM222 80V81H220V79ZM9 78V79H8ZM80 78L81 79H88V80H90L94 85L92 86L93 87V90H87V92H85V94H86V97L84 96L83 97V95H85V94H82V93H80L79 92V90H77V87H76V82L78 83V81L80 80ZM149 78V79H148ZM150 78H151V80H150ZM178 78H180V80L178 79ZM184 79V81H183V79ZM224 79V81H223V79ZM236 78H239L240 80H238V79H236ZM10 79H13V82H12V80L10 81ZM67 79H69L68 81H67ZM72 79V80H71ZM73 79H75V80H73ZM79 79V80H78ZM91 79H93V80H91ZM175 79H177V80H175ZM182 79V80H181ZM233 79V80H232ZM96 80V81H95ZM97 80H98V82H97ZM188 80V81H187ZM229 82H227V81ZM244 80V82L246 83V85H244L245 83L244 82H242ZM8 81H10V82H8ZM74 83H73V82ZM76 81V82H75ZM149 81V82H148ZM152 81V82H151ZM216 82V83H214V82ZM217 81H218V83L219 84H217ZM237 82V83H235V82ZM239 81V82H238ZM222 82V83H221ZM4 83V84H3ZM99 83V84H98ZM185 83V84H184ZM238 83H239V85H238ZM241 83V84H240ZM8 86H7V85ZM68 84V85H67ZM71 84H73V85H71ZM149 84H144V86L146 87V86H148ZM194 84V85H193ZM216 84L217 85H221V84H224V85H222V86H216ZM233 84H235V85H237V86H234ZM241 85H243V86H241ZM63 86V87H62ZM64 86H65V88H64ZM72 86V87H71ZM73 86H75V88L73 87ZM113 86V85H112ZM143 86V87H144ZM189 86V87H188ZM193 86V87H192ZM212 86V85H211ZM224 86V87H223ZM227 86V87H226ZM245 86H246V88H247V90L245 91L246 93L244 94V95H249V100H248V102H247V100L245 99L246 97L243 95L242 96V98L243 99H245L246 101H244L243 99H241V100H243V101H241V103L240 104H243V105H245V106H241V105H236V104H234L235 102H233V100L230 98V96H229V94H231L232 92H236V94H239V92H237V90L238 91H240V92H242V93H240V94H243V88H245ZM15 87V88H14ZM58 87H60V88H58ZM64 89H62V88ZM71 87V88H70ZM101 87V88H100ZM113 87H115V86H113ZM217 87V88H216ZM218 87L219 88H221L220 89V91H218V93H216L217 92V90H219L218 89ZM232 87V88H231ZM237 87H239V88H237ZM240 87H242L241 89L242 90H239L240 89ZM234 88V89H233ZM237 90H236V89ZM16 90V91H14V90ZM69 89H71V90H69ZM212 89H214V90H212ZM217 89V90H216ZM223 89V90H222ZM232 90V92L231 91H229V90ZM56 90H58L59 92L58 93H60V94H57V91ZM60 90H61V92H60ZM115 90H117V89H115ZM227 90V91H226ZM234 90H236V91H234ZM69 91V92H68ZM92 91V92H91ZM247 91H248V93H247ZM54 92H56V93H54ZM220 92V93H219ZM228 92H230V93H228ZM28 93V94H27ZM70 93V94H69ZM200 92H198V94H199ZM214 93H215V97L216 96H218V102H216L215 101V97H214ZM61 94H64V95H61ZM91 94H89V95H91ZM218 94V95H217ZM235 94V93H234ZM81 95V96H80ZM221 95H223V96H221ZM229 97H228V96ZM246 95V96H247ZM59 96V97H58ZM63 96H65V97H63ZM186 96H188V97H191L189 94H186ZM10 97H12V98H10ZM58 97V98H57ZM61 97H62V100H61ZM74 97V98H73ZM80 97V98H79ZM82 97H83V99H82ZM221 97V98H220ZM226 97H228V98H230L231 100H232V102H231V100H229L230 101V103L228 102L227 103V100L228 99H226ZM66 98H67V100H66ZM247 98H248V96H247ZM70 99H71V101H70ZM210 99V100H209ZM211 99H213L212 101H211ZM217 99V98H216ZM14 100V101H13ZM16 100V101H15ZM25 100V101H24ZM81 100H83V101H81ZM219 100H221L220 102H219ZM44 101V102H43ZM67 101V102H66ZM16 102H17V104H16ZM208 102V103H207ZM214 102H216V103H214ZM78 103V104H77ZM245 103V104H244ZM37 104V105H36ZM39 104V105H38ZM77 104V105H76ZM213 104H215V105H213ZM232 104V105H231ZM247 104V105H246ZM14 105V106H13ZM17 105V106H16ZM44 105V106H43ZM15 106H16V108H15ZM34 106V107H33ZM35 106H37L36 108H35ZM236 106V107H235ZM249 106V107H248ZM260 106H261V109H260ZM61 107H63V109H65V110H67V114H66V116L67 117H69V118H66V119H64V121H61L60 120V110L62 109ZM228 107V108H227ZM245 107V108H244ZM226 108V109H225ZM34 109V110H33ZM37 109V110H36ZM223 109H224V111H223ZM242 109V110H241ZM259 109V110H258ZM14 110V111H13ZM31 110V111H30ZM228 110V111H227ZM240 110L241 111H243V112H240ZM258 110V111H257ZM10 111V112H9ZM256 111V112H255ZM16 112V113H15ZM35 112V113H34ZM21 113V114H20ZM260 113V112H259ZM37 114V115H36ZM57 114V115H56ZM222 114V115H223ZM229 115V116H228ZM260 116V117H259ZM53 117V119L54 120H52L53 122H54V127H53V125H51L50 127H48L47 126V124H46V121H47V119L48 118H52ZM37 118H39V119H37ZM72 118V119H71ZM231 119L233 118V115H231V117H230ZM252 118H254V119H252ZM28 119V120H27ZM57 119H59V121L57 120ZM259 119H262V120H259ZM35 120H37V121H35ZM38 120H40V121H38ZM259 121V122H258ZM12 122H14V123H12ZM27 122H28V124H27ZM37 122H38V125H40V126H38V125H36L37 124ZM40 122V123H39ZM42 122V123H41ZM63 124V125H61V123ZM18 123H20V124H18ZM33 123V124H32ZM252 123V124H251ZM14 124V125H13ZM18 124V125H17ZM22 124L24 125V128H22ZM29 124H31V125H29ZM43 124V125H42ZM58 124V125H57ZM67 124V125H66ZM255 124V125H254ZM20 125V126H19ZM28 125V126H27ZM85 127H84V126ZM250 125H251V128H250ZM18 126V127H17ZM32 126V127H31ZM34 126V127H33ZM61 126H63V127H61ZM67 126V127H66ZM242 126V127H243ZM244 126V127H245ZM255 126H258L257 128L255 127ZM26 127V128H25ZM28 127V128H27ZM36 127H40V128H36ZM41 127H43V129L41 128ZM52 127V128H51ZM61 127V128H60ZM75 127V128H74ZM76 127H78V129H81V130H78V129H76ZM256 129H255V128ZM59 128V129H58ZM85 128V129H84ZM26 130L27 129V131H24V130ZM30 129H31V131L33 130V132L31 133V131H30ZM36 129V130H35ZM40 129V130H39ZM50 129V130H49ZM54 129V130H53ZM246 128H245V131L247 130ZM252 131H251V130ZM30 131V134H29V136H28V134H26V133H29V131ZM37 130H39V131H37ZM73 132H72V131ZM78 130V131H77ZM163 131H162V133H164V128L162 129ZM247 130V131H248ZM75 131H77L78 133H80L79 131H82L81 133H80V135H82L83 134V136H82V139H84V140H82L81 139V136H79V134H78V136L76 135L77 134V132H75ZM84 131V132H83ZM247 131H246V133L245 134H242L244 137H247V138H250V136L248 137V135H246L247 134ZM26 132V133H25ZM39 132V134H40V136H39V134L37 135V133ZM57 132V133H56ZM87 134H86V133ZM36 133V134H35ZM70 133H71V135L72 136H70ZM76 133V134H75ZM114 133H115V135H114ZM162 133H161V135H162ZM28 136H26V135ZM34 134H35V136H34ZM85 134V135H84ZM111 134H113V135H111ZM177 134H179V133H177ZM176 133L175 134H172V138H170V139H167L168 141L167 142H170V141H172V140H174L175 138H178V137H180L179 135H177ZM31 135H33V137H31ZM62 135V136H61ZM88 137H87V136ZM94 135V136H93ZM160 135V136H161ZM174 135H176L175 136V138H174ZM73 136H74V138H75V140H73V142H72V139H74L73 138ZM79 138V139H81L82 141H80L77 137ZM178 136V137H177ZM85 137H87L86 139H85ZM91 137V138H90ZM95 137V138H94ZM114 137H116V138H114ZM34 138V139H33ZM42 138V139H41ZM37 139V140H36ZM39 139V140H38ZM77 139H78V141H77ZM101 139V140H100ZM119 139V140H118ZM89 140V141H88ZM95 141V143H93L94 141ZM114 140V141H113ZM118 140V141H117ZM85 141V142H84ZM93 141V142H92ZM72 142V143H71ZM76 142H77V144H76ZM82 142V143H81ZM89 142V143H88ZM188 142V143H187ZM186 143V145H185V147H184V149H185V151H191V145H192V142L191 141H187ZM68 143V144H67ZM71 143V144H70ZM79 143V144H78ZM78 145L77 147H75L76 145ZM90 144H92V145H90ZM93 144H94V146H96V147H94L93 146ZM98 144H99V146H100V148H99V146H98ZM190 144V145H189ZM36 145V146H35ZM79 145L81 146V147H79ZM38 146V147H37ZM72 146V147H71ZM93 147L94 148V155L95 154H99V153H102V154H99L98 156L97 155H95V157H94V155H93V148H90V147ZM188 146V147H187ZM67 147V148H66ZM73 147H75V149L73 148ZM78 147L80 148V149H82V151L80 150V149H78ZM261 147V148H260ZM60 148V149H59ZM66 148V151L64 150ZM109 148V149H108ZM128 149H125V150H129L128 152H130V151H132V148L131 147H127ZM43 149V150H42ZM98 149H99V151L102 149V151H98ZM104 149H107V150H104ZM131 149V150H130ZM188 149V150H187ZM259 149H261L260 151H261V156L262 157H264L263 156V154H264V151H262L263 149H264V147L259 143ZM57 150H59V151H57ZM64 150V151H63ZM68 150V151H67ZM62 151L64 152V153H62ZM72 151V152H71ZM77 151V152H76ZM81 151V152H80ZM99 153H98V152ZM74 152H76V153H74ZM90 152H92V153H90ZM58 153V154H57ZM86 153V154H85ZM68 154V155H67ZM74 154H75V156H74ZM78 154V155H77ZM92 154V156H90ZM77 155V156H76ZM82 155V154H81ZM64 156V157H63ZM73 156H74V158H73ZM69 157H71V158H69ZM92 157V158H91ZM69 158V159H68ZM74 160V161H73ZM74 163H73V162ZM61 162H63V163H61ZM71 162V163H70ZM59 163H60V165H59ZM69 163V164H68ZM94 163V164H93ZM71 164V165H70ZM74 164V165H73ZM65 165H67V166H65ZM69 165V166H68ZM76 165V166H75ZM61 166V167H60ZM72 167H73V169H72ZM75 167H77V169L75 168ZM70 168V169H69ZM67 169V170H66ZM79 169V170H78ZM65 170V171H64ZM69 170V171H68ZM75 170H77V171H75ZM73 172V173H72ZM76 172V173H75ZM59 173V174H58ZM64 173V174H63ZM69 173V174H68ZM75 173V174H74ZM79 175H78V174ZM74 174V175H73ZM55 177H54V176ZM76 175H77V177H76ZM72 176V177H71ZM138 176V175H137ZM136 176V177H137ZM60 177V178H59ZM72 178V179H71ZM77 178V179H76ZM139 178V179H138ZM58 179H60L61 181H57ZM79 179V180H78ZM80 179L82 180V181H80ZM83 179H85V181L83 180ZM132 179V180H131ZM123 182H122V181ZM125 180V181H124ZM136 180V181H135ZM137 180H138V182L141 180L140 179V177H137L136 179H135V175H133V177L131 178V177H128V176H125L124 175V177H122L120 180H117L116 182H114L113 183V192L116 194V196H120V195H122L123 193H126V194H130V193H133V192H135L136 190H135V186H137ZM73 181V182H72ZM84 181V183H82ZM131 181V182H130ZM133 181H135V182H133ZM9 182H11V181H7V182H5V183H9ZM126 182V183H125ZM51 183V184H50ZM76 183V184H75ZM125 185V186H122L123 184ZM56 184V185H55ZM78 184V185H77ZM82 184H84L85 186H86V188H84L85 186L84 185H82ZM134 184V185H133ZM185 184H188V183H185ZM81 185V186H80ZM131 185H132V187H131ZM59 186V187H58ZM72 186V187H71ZM67 187V188H66ZM76 187V188H75ZM88 187V188H87ZM131 187V188H130ZM80 188V189H79ZM81 188H82V191H81ZM134 188V189H133ZM61 189H62V191H61ZM80 191V193H79V195H78V193L76 192V191H78V190ZM123 189V190H122ZM131 189L133 190V191H131ZM86 190H87V192H86ZM131 192H130V191ZM135 190V191H134ZM73 191H74V193H73ZM78 191V192H79ZM126 191V192H125ZM86 192V193H85ZM173 192V191H172ZM62 193V194H61ZM65 195H64V194ZM76 193V194H75ZM83 193H84V195H83ZM42 194V195H41ZM44 194V195H43ZM73 194H75V195H73ZM85 194H86V198L87 199H85ZM174 194H177V192L176 191H174ZM232 196L231 197H234V194H231ZM76 196V197H75ZM82 196H84V198L82 197ZM175 196V195H174ZM77 197H80V199H82V200H78V202L79 203H81V205H75V201H74V199H76ZM41 198V199H40ZM91 198V197H90ZM136 198H138V196H136ZM39 199V200H38ZM43 199V200H42ZM143 198H141V201H144V200H142ZM206 200V202H209L208 200H207V198H205ZM77 200V199H76ZM87 200V201H86ZM91 200H92V198H91ZM43 201V202H42ZM48 201V202H47ZM64 202L65 203V206H63V208H62V206H61V204H62V202ZM93 201V200H92ZM91 201V202H92ZM55 204H54V203ZM58 202V203H57ZM68 202V203H67ZM243 201H242V199L241 200H239L237 203H238V207L239 206H242V203ZM39 204V205H41V206H43V207H45L46 209L48 208V210H50V211H52V212H55V213H57L58 212V215H59V217L60 218H39V217H37L36 216V214H37V211H36V204ZM43 203V204H42ZM145 203H147V202H143V204H145ZM73 204V205H72ZM125 204V203H124ZM208 205V207H210V203H205V205ZM53 207H52V206ZM70 205V206H69ZM72 205V206H71ZM207 205L205 206V207H207ZM57 206H58V209H57ZM22 207V208H21ZM60 208V209H59ZM65 208H68V209H65ZM71 208H73L72 210H71ZM213 208H211V210H212ZM62 210V211H61ZM71 210V211H70ZM77 210V211H76ZM91 210V207H88L87 208V211H90ZM20 211H22V212H20ZM65 211H68V213L67 212H65ZM72 211H75V212H73L72 213ZM24 212V213H23ZM66 214H65V213ZM30 214V215H29ZM71 214H72V216H74V218L73 217H71ZM74 214V215H73ZM25 217H24V216ZM68 215V216H67ZM70 215V216H69ZM27 216H29V217H27ZM70 217V218H69ZM108 217V218H107ZM213 217V220H212V222L210 223L211 224V226H210V224H207L206 226H204V231H206V233L208 234V235H211L212 233H211V231H213L212 230V226L213 225H215V224H217L218 225V228H217V231H222L221 229L223 228V220H221L222 218L220 217L219 218V214L218 213H215V215H213L212 216ZM216 217V218H215ZM63 218V219H62ZM65 218H67V220L65 219ZM215 218V219H214ZM98 219H100V220H98ZM104 219V220H103ZM140 219V220H139ZM143 219H144V221H145V223H144V221H143ZM147 221H146V220ZM200 219H202V218H200ZM50 220V221H49ZM75 220V221H74ZM77 220V221H76ZM93 220V221H92ZM101 220H103V222H101ZM109 220V221H108ZM126 220V221H125ZM128 220H129V222H130V220H131V222H130V224H129V222H128ZM142 220V221H141ZM26 221V222H25ZM52 221V222H51ZM53 221H54V223H53ZM56 221V222H55ZM64 221V222H63ZM66 221H67V224H69V225H67L66 224ZM71 221V222H70ZM121 221H123V222H121ZM140 221V222H139ZM216 221V222H215ZM262 221H264V219H258V220H256V223H255V227L257 228V229H259V228H261L262 227ZM77 222V223H76ZM100 222V223H99ZM107 222H108V224H107ZM120 222V223H119ZM154 222V223H153ZM159 222V223H158ZM161 222V223H160ZM261 222V223H260ZM59 223V224H58ZM62 223H63V225H62ZM74 223H76V225L74 224ZM117 223V224H116ZM131 223H133V224H131ZM141 223V224H140ZM144 223V224H143ZM257 223H259V224H257ZM35 224V225H34ZM53 224H55V225H53ZM106 224V225H105ZM114 224V225H113ZM120 224V225H119ZM143 224V226H141ZM150 224V225H149ZM160 224H161V226H160ZM162 224H164V225H162ZM169 225V226H166V225ZM226 224V223H225ZM224 224V225H225ZM27 225V226H26ZM80 226L82 229H80V230H78V228L76 227V226ZM105 225V226H104ZM128 225H130V226H128ZM136 227H135V226ZM139 227H138V226ZM145 225V226H144ZM153 225V226H152ZM157 225V226H156ZM191 225V224H190ZM227 225V224H226ZM260 225V226H259ZM91 226H92V229H91ZM104 226V227H103ZM116 228H115V227ZM132 226H134L135 227V229H134V227H132ZM150 227L153 231L151 232V233H149V237L150 238H146V236L148 235V233L146 232V230H144V228L145 227ZM155 226V227H154ZM164 226V227H163ZM25 227V228H24ZM94 227V228H93ZM108 227V228H107ZM130 227V228H129ZM144 227V228H143ZM160 227V228H159ZM228 227V225L226 226V229H227V231H222L221 232V234H222V237H220V238H218L217 239V241L219 242L218 243V249L219 250H217L218 251V253H217V255L218 256H216V258H215V255H213L211 258H210V254H208V256H206L205 257V254H203L202 256H199V257H202V258H200V259H202V260H200V259H198V262H200L201 261V263H203V262H206L207 260H208V262L210 261V262H212L213 263V261H215L214 262V264H252L251 262H253L254 261V263L255 264H257V262H259L260 264H264L263 262V260H261V258L259 259V258H255L253 261H251V262H246V261H243V260H240V259H238V256L239 255H241L243 252H246V251H249V252H251V251H253V245H252V243L254 242V240H253V242L252 243H250L251 241H249V239L248 238H250V236H251V234L249 233V232H247V229H245V227H242V229H241V231L240 232H233L234 230H232L230 227H231V224L229 223V228H227ZM90 228V229H89ZM142 229L143 228V230H142V232L144 231V233H142L141 234V232H140V229ZM31 230L30 232H29V230ZM59 229H61L60 231L57 230ZM84 229H85V231H84ZM95 229H99V231H98V234H100V236L102 237V239L98 242V243H96V244H93V242H92V233L91 232H93ZM106 229H108V232L109 233H107V232H105L106 231ZM121 229H122V231H121ZM135 231H134V230ZM139 229V230H138ZM209 229V230H208ZM101 230V231H100ZM115 230V231H114ZM121 232H120V231ZM27 231L29 232V233H27ZM33 231V232H32ZM57 231V232H56ZM90 231V232H89ZM112 231V232H111ZM157 231V232H156ZM202 231V230H201ZM200 231V229L199 230H197V231H195V230H191L190 232H192L193 233V235H192V237H193V241H197V239H199V237H201L200 239L201 240H203V236L200 234V233H202V232H204V231H202L201 232ZM46 232V233H45ZM88 232V233H87ZM116 232V233H115ZM136 232H137V234H136ZM139 232V233H138ZM233 234H232V233ZM242 232V233H241ZM35 233V234H34ZM70 233V234H69ZM110 233H111V235H110ZM133 233V234H132ZM136 235H135V234ZM205 233V232H204ZM28 234V235H27ZM57 234V235H56ZM108 234V235H107ZM114 234V235H113ZM144 234V239L143 240H141L140 241V236L142 237V235ZM151 234V235H150ZM157 234V235H156ZM195 234V235H194ZM230 234H232L231 236H230ZM249 234H250V236H249ZM68 235V236H67ZM106 235V236H105ZM121 237H120V236ZM139 235V236H138ZM235 235V236H234ZM253 235V234H252ZM22 236V237H21ZM27 236V238L28 237H30L31 239H29L28 238V240H27V238L25 239V237ZM35 236V237H34ZM136 236H138V238L136 237ZM153 236V237H152ZM196 236V237H195ZM235 237L234 238V240H231V239H229V237ZM58 237V238H57ZM62 237V238H61ZM91 237V238H90ZM161 237V238H160ZM163 237V238H162ZM61 238V239H60ZM120 238L123 240V239H125V240H123V242H122V240H120ZM168 238H169V240H168ZM60 239V240H59ZM87 239V240H86ZM104 239V240H103ZM108 239V240H107ZM112 239V240H111ZM117 239V240H116ZM119 239V240H118ZM150 239H151V241L153 240L154 241V243H153V245L151 244V241H150ZM158 239V240H157ZM161 239V240H160ZM167 239V240H166ZM199 239V240H200ZM254 239H255V237H254ZM51 240V241H50ZM137 240V241H136ZM139 240V241H138ZM163 240V241H162ZM198 240V241H199ZM29 241V242H28ZM31 241V242H30ZM53 241V243L51 244V243H49V242H52ZM56 241V242H55ZM72 241V242H71ZM102 241V242H101ZM104 241V242H103ZM108 241H110V242H108ZM115 242V243H112V242ZM171 243H170V242ZM175 241V240H174ZM195 241V242H196ZM237 242V243H231V242ZM249 241V242H248ZM62 242V243H61ZM106 242V243H105ZM140 242V245L139 244H137L136 245V243H139ZM165 243V244H162V243ZM48 243V244H47ZM58 243H59V246H57L58 245ZM72 245H71V244ZM103 243V244H102ZM109 243L111 244V245H109ZM142 243V244H141ZM168 243V244H167ZM245 243L247 244L246 245V247H245ZM63 245V248H65V249H63L62 248V245ZM106 244H108L107 246H105ZM121 246H120V245ZM130 244V245H129ZM161 244L163 245V246H161ZM170 244V245H169ZM242 244V245H241ZM54 245H55V247H54ZM60 245H61V248H60ZM116 245V246H115ZM160 245V246H159ZM169 245V246H168ZM171 245H174V246H171ZM57 246V247H56ZM97 246V247H96ZM100 246H102V247H107V249H109V250H107V249H105V248H102V247H100ZM108 246H110V247H108ZM113 246V247H112ZM118 246H120V247H118ZM123 246V247H122ZM133 246V247H132ZM142 246V247H141ZM146 246V247H145ZM167 246H168V249H167ZM171 246V247H170ZM176 246V247H175ZM72 247V248H71ZM98 247H99V249H98ZM116 247V248H115ZM118 247V248H117ZM140 248V249H137V248ZM159 247V248H158ZM162 247V248H161ZM164 247V248H163ZM243 247V248H242ZM95 249V252H96V256H93V255H91V249ZM119 248H122V249H119ZM124 248V249H123ZM127 248V249H126ZM172 249V251L170 250V249ZM174 248V249H173ZM245 248V249H244ZM255 248V247H254ZM113 250V252L115 253H112V250ZM130 249H131V251H132V253L130 254V253H128L129 251H130ZM144 249V250H143ZM195 249V248H194ZM197 249H200L199 248V246H198V248ZM123 250V251H122ZM136 250V251H135ZM141 250V251H140ZM143 250V251H142ZM169 252H168V251ZM71 251V252H70ZM109 251V252H108ZM117 251V252H116ZM145 251H147V252H145ZM183 251H186V253H185V255L186 254H188V252L190 253V254H192V253H195V251H191L190 250V248L188 249H186V250H183ZM119 252V253H118ZM121 252H122V254H121ZM141 252V253H140ZM149 252V253H148ZM167 252V253H166ZM174 252H175V255H174ZM176 252H178V254L176 253ZM137 253H139L138 255H137ZM143 253V254H142ZM72 254H74V255H72ZM100 254V255H99ZM107 254H109L110 255V257H109V255H107ZM124 254V256H122ZM172 254V255H171ZM190 254H189V256L187 255V257L189 258V260H190V264H192V263H194V259H195V257H193L192 259H191V257L192 256H194L193 254H192V256H190ZM102 255V256H101ZM116 257H115V256ZM195 255H197L196 253H195ZM114 256V257H113ZM140 256V257H139ZM148 256V257H147ZM151 256V257H150ZM102 257H103V260H102ZM109 258V260H108V258ZM111 257H112V260H111ZM143 257V258H142ZM147 257V258H146ZM205 257V258H204ZM210 259H209V258ZM213 258V259H212ZM215 258V259H214ZM104 259H106L105 261H104ZM124 260V262H123V260ZM138 259V260H137ZM142 259V260H141ZM155 259V260H154ZM204 259H207V260H205L204 261ZM217 259V260H216ZM102 260V261H101ZM108 260V261H107ZM157 260V261H156ZM221 260V261H220ZM240 260V261H239ZM262 262H261V261ZM100 261V262H99ZM141 261V262H140ZM193 261V262H192ZM97 262V263H96ZM103 262V263H102ZM253 263V264H254ZM258 263V264H259Z\"/></svg>","mask_w":264,"mask_h":264}]
</instances>
